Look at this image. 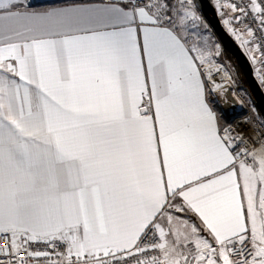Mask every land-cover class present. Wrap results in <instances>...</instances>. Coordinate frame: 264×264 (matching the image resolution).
Returning <instances> with one entry per match:
<instances>
[{"label": "snow or ice", "instance_id": "1", "mask_svg": "<svg viewBox=\"0 0 264 264\" xmlns=\"http://www.w3.org/2000/svg\"><path fill=\"white\" fill-rule=\"evenodd\" d=\"M223 7L240 23L252 13L264 32V0ZM196 9L193 0H0L6 264H29L25 252L47 264L135 254H145L136 264H264V142L241 147L242 133L210 105L209 93L223 91L213 69L231 77L214 63L219 43L183 39L189 25L210 31Z\"/></svg>", "mask_w": 264, "mask_h": 264}, {"label": "built area", "instance_id": "2", "mask_svg": "<svg viewBox=\"0 0 264 264\" xmlns=\"http://www.w3.org/2000/svg\"><path fill=\"white\" fill-rule=\"evenodd\" d=\"M194 3L197 5V13L202 17L204 22L208 25L209 29L214 32L212 26L210 25L209 21L206 19L200 8L198 7V4L195 0H193ZM213 3L215 4V7L217 9L218 14L220 15L223 23V16L225 14V10L227 9L229 13L228 18H231L238 15V13L231 12L230 9L223 7L226 3H235L238 7L244 6L248 3V0H213ZM223 13V15H221ZM234 20V19H233ZM232 20V21H233ZM236 21V20H235ZM237 22V21H236ZM245 30V25H247L248 28H251L255 32L256 39H253L252 37L248 36L247 30L245 38L249 42L256 44H260L261 48L258 51L259 52V59L257 62H253L254 68H255V74L257 75L259 81L261 82L258 72H264V64H261L260 61L262 59L260 53L264 52V32H262L258 27V21L254 19V15L252 13H249L247 17L243 19V22H238ZM226 26V24L224 23ZM227 27V26H226ZM235 37V36H234ZM237 40V39H236ZM239 42V40H237ZM240 43V42H239ZM221 48L224 51L223 45L219 42ZM241 44V43H240ZM242 46V45H241ZM227 61V64L222 65L227 68L234 80V84L232 85H224L223 91L221 92H211V97L213 102L220 106L224 112L227 114L228 120L225 125H231L236 131L242 133L244 136V139L246 141V144L241 145V147H248V148H257L260 146L261 142H264V126L258 121L256 118V112L257 108L255 105L254 100L252 99L251 95L248 92V97L243 93L242 89L239 87L235 68L232 67L230 64V61L225 57ZM216 63V61H214ZM218 64V63H216ZM229 64V65H228ZM219 65V64H218ZM262 86L264 88V83H262ZM209 85V83H208ZM210 86V85H209ZM230 92V95L228 94ZM32 251H54L50 247H47L43 243H35L32 245ZM55 251L63 252L65 251V246L61 245L58 249ZM157 252H150L149 255H157ZM11 259V257L4 255L3 253H0V261L6 262ZM21 260H27L29 261V264H47V258L45 257H31L28 255L27 252L23 253L20 256ZM52 259H57L55 255H53ZM145 259V254H135L134 256L124 257V259L121 261V264H136V260Z\"/></svg>", "mask_w": 264, "mask_h": 264}, {"label": "water", "instance_id": "3", "mask_svg": "<svg viewBox=\"0 0 264 264\" xmlns=\"http://www.w3.org/2000/svg\"><path fill=\"white\" fill-rule=\"evenodd\" d=\"M57 1L59 0H37L34 1V3L40 5ZM195 1L206 19L209 21L215 35L217 36L219 42L223 45L224 49L236 58L248 82L249 94L252 96L255 105L264 117V88L255 74V68L251 57L224 25L213 0ZM228 94L230 95V92Z\"/></svg>", "mask_w": 264, "mask_h": 264}, {"label": "rangeland", "instance_id": "4", "mask_svg": "<svg viewBox=\"0 0 264 264\" xmlns=\"http://www.w3.org/2000/svg\"><path fill=\"white\" fill-rule=\"evenodd\" d=\"M34 1H37V0H34ZM59 1H67V0H59ZM173 2H175V0H173ZM224 12H225V14L223 16V20L224 19L225 20H229L231 27L238 29L239 32L242 34V40H247V38H245L246 30L240 24H238V22H236L235 20H233L231 18H228V14L227 13H229V12H228L227 9ZM226 26H227V28H229V25H226ZM181 33L185 37L187 43L190 46L192 44H196L197 46H199L201 48H206V47H210L214 43H219V40H218L217 36L215 35V33L213 31H211V30L207 31L203 27H199L198 29H193L191 27V25H189V27L187 28V31L186 32L185 31H181ZM194 33H195V35H194ZM201 37H208L207 43L203 39H201ZM239 42L241 43V40H239ZM242 47L246 50V52L248 53V55L250 57L255 56L254 60L251 58L253 62L254 61L255 62L258 61L259 52L255 50V44L254 43L249 42L247 45H244ZM250 50H252V51L250 52ZM213 60L216 61V63H218L219 65H222V63L223 64H225V63L227 64V62H225L227 60L225 59L224 51H223V54L218 59L213 58ZM230 64L232 65L231 62H230ZM232 67H233V65H232ZM234 71L236 73V70H234ZM236 75H237V73H236ZM236 78H237V81H238V84H239L238 75L236 76ZM239 87L242 89L243 93L245 92V94L248 97V92L249 91L247 89H245L244 87H242L240 84H239ZM256 108H257V106H256ZM255 114H256V118L258 119V121L264 126V117L262 116V114L260 113L258 108H257V112ZM225 119H226V121L228 120V117H227L226 114H225Z\"/></svg>", "mask_w": 264, "mask_h": 264}, {"label": "crops", "instance_id": "5", "mask_svg": "<svg viewBox=\"0 0 264 264\" xmlns=\"http://www.w3.org/2000/svg\"><path fill=\"white\" fill-rule=\"evenodd\" d=\"M62 2L72 3V2H74V0L57 1V2H53V3H55V4H59V3H62ZM75 2H81V0H75ZM181 35H182V33H181ZM182 37H183V39L185 40L186 44L189 45V44L187 43L185 37H184L183 35H182ZM189 46H190V45H189ZM208 87H209V85H208V82L206 81V88H208ZM208 100H209V103H210V105L212 106L213 110L217 113L218 120H219L221 126H224V125L226 124V122H227L226 119H225V114H226V113L224 112V110H223L220 106L216 105V104L213 102L212 97H211V93H209V95H208ZM224 113H225V114H224ZM226 115H227V114H226ZM259 147H260V146H258L257 148H259ZM177 215H180V214L177 213ZM184 218L187 219L188 217L185 216Z\"/></svg>", "mask_w": 264, "mask_h": 264}, {"label": "trees", "instance_id": "6", "mask_svg": "<svg viewBox=\"0 0 264 264\" xmlns=\"http://www.w3.org/2000/svg\"><path fill=\"white\" fill-rule=\"evenodd\" d=\"M224 55L232 63L233 67L235 68L236 73L238 75L239 84L248 90V82H247V80L244 76V73H243L242 69L240 68L236 58L232 54H230L228 51H226L225 49H224Z\"/></svg>", "mask_w": 264, "mask_h": 264}, {"label": "bare ground", "instance_id": "7", "mask_svg": "<svg viewBox=\"0 0 264 264\" xmlns=\"http://www.w3.org/2000/svg\"><path fill=\"white\" fill-rule=\"evenodd\" d=\"M224 69H225V71H227L228 76H230L231 79H226L225 78V72L224 71L217 72L215 69H213L212 79L215 81L216 84H221L222 86L234 84V80H233L229 70L227 68H225V67H224Z\"/></svg>", "mask_w": 264, "mask_h": 264}]
</instances>
